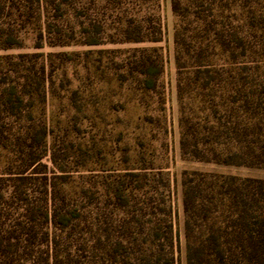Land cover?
I'll list each match as a JSON object with an SVG mask.
<instances>
[{
  "label": "rangeland",
  "instance_id": "374dc122",
  "mask_svg": "<svg viewBox=\"0 0 264 264\" xmlns=\"http://www.w3.org/2000/svg\"><path fill=\"white\" fill-rule=\"evenodd\" d=\"M175 1L178 12L173 0H43L40 17L37 4L19 10L14 0L0 13V28L10 27L19 39L0 49V177L20 169L16 141L45 127V160L54 156L56 175L66 174L69 203L82 209L67 229H77L69 237L73 249L88 246L80 256L85 264L98 259L85 229H138L135 201L119 207L106 195L116 175L146 169L166 181L178 264H186L184 170L264 180V165L185 158L180 148L182 115L195 119L209 102L232 133L233 99L248 94L264 106V0ZM142 56L146 67H160L153 88L143 86L137 69ZM40 67L48 80L32 85L26 74ZM205 67L217 72L207 85L198 73ZM56 175V183L64 180ZM83 179L87 198L75 194ZM32 186L43 187L37 180ZM30 191L28 200L41 201V192ZM11 201V229H28L19 208L24 201Z\"/></svg>",
  "mask_w": 264,
  "mask_h": 264
},
{
  "label": "trees",
  "instance_id": "16d2710c",
  "mask_svg": "<svg viewBox=\"0 0 264 264\" xmlns=\"http://www.w3.org/2000/svg\"><path fill=\"white\" fill-rule=\"evenodd\" d=\"M13 1L0 0V13L9 4L11 7ZM16 1L19 10L37 4L40 17L43 16V0ZM172 3L178 12L177 2ZM136 40H144V37ZM176 41L179 43L178 39ZM17 44L19 39L10 27L0 28V49ZM141 58L142 67L137 69L143 76V86L153 88L160 67H146L148 58ZM209 68L198 70L205 73L206 85L217 73ZM35 72L34 75L28 72L26 78H30L32 85L45 84L48 80L45 67ZM178 91L183 97L180 83ZM232 102H237L238 117L233 121L232 133L226 122L217 117L213 110L215 105L209 102L197 109L200 115L194 116L195 119L182 115L180 148L183 157L224 164L264 165V106L250 101L248 94H240ZM42 130L16 141L12 152L21 159L20 169L8 171L7 178L0 177V264H85L80 256L87 245L73 249L69 237L77 229H67L79 220L82 209L69 203L68 192L63 188L67 183L66 174L56 175L54 156L50 155V161L45 160L50 132L45 127ZM150 172L146 169L138 173L126 171L124 179L116 175L110 186L104 188L119 207H124L127 199L135 201L138 217L134 216L135 210L131 216L138 229H119L118 232L85 229L91 239L94 237L89 252L98 256L88 264H178L172 208L165 193L167 183L162 176L156 177L158 173ZM54 175L64 180L56 183ZM34 180L43 186L40 191L33 188ZM87 181L83 179L85 185L75 193L81 198L89 197ZM29 188L32 193L43 194L37 204L28 200ZM182 195L186 264H264L263 179L184 170ZM13 199L24 201L19 208L24 211V217L28 216V229H11L8 211Z\"/></svg>",
  "mask_w": 264,
  "mask_h": 264
}]
</instances>
